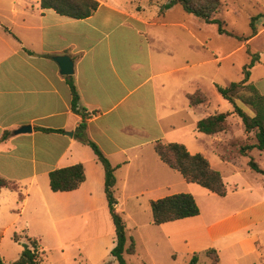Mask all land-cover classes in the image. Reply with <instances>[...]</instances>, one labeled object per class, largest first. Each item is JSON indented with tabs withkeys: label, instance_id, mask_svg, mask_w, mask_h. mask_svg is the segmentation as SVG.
I'll return each mask as SVG.
<instances>
[{
	"label": "crops",
	"instance_id": "1",
	"mask_svg": "<svg viewBox=\"0 0 264 264\" xmlns=\"http://www.w3.org/2000/svg\"><path fill=\"white\" fill-rule=\"evenodd\" d=\"M97 1L100 6L91 17L73 20L42 10L40 0H0V177L17 187L0 191L1 260L4 264L19 260L28 237L44 253L42 264H118L110 254L116 236L104 192V169L92 149L76 137L81 117L71 110V77L79 106L89 115L86 138L116 168V211L126 223V246L133 241L136 248L134 255L124 254L125 261L136 258V263L127 264H147L144 256L148 264H158L161 250L170 260L181 253L190 261L192 255L203 254L209 264V250L217 252L218 264H241L242 250L244 256L255 254L253 264H264L259 237L251 233L255 208L261 204H253L256 189L244 177L257 174L248 166L251 159L264 171V152L252 149L240 154V144L252 145L256 140L235 114L228 118L225 132L208 136L196 129L197 122L221 114V109L233 113L216 88L233 82L222 85L207 77L209 63L219 67L225 57L211 52L214 58L208 61L195 52L198 60L182 63L171 51V21L165 8L161 15L143 16L115 0ZM261 36L264 24L244 48ZM205 43L198 41L197 48L203 49ZM191 49L183 45L185 54H192ZM263 54L257 53L259 61L249 82L264 97ZM62 55L73 62L72 76L61 75L54 61ZM197 91L208 101L191 107L187 97ZM236 104L254 116L249 108ZM181 108L192 116L189 127L196 132L183 143L190 154L201 153L208 145L214 152L230 145V159L217 153L211 161L201 154L216 171L219 166L230 169L233 193L242 197L226 201L230 193L224 176L227 195L223 198L184 179L183 190L171 192L172 170L159 160L154 145L171 143V135L185 128L186 121H172ZM24 126L31 132L16 135ZM203 136L210 137L208 145ZM77 164L85 174L80 188L52 192L49 174ZM182 193L194 197L200 214L155 226L150 203ZM200 202L211 213H205ZM142 205L148 208L149 218L138 222L133 218L140 215ZM13 235L20 243L12 240Z\"/></svg>",
	"mask_w": 264,
	"mask_h": 264
},
{
	"label": "trees",
	"instance_id": "2",
	"mask_svg": "<svg viewBox=\"0 0 264 264\" xmlns=\"http://www.w3.org/2000/svg\"><path fill=\"white\" fill-rule=\"evenodd\" d=\"M179 5L182 10L190 15H193L206 24L218 26L220 35L233 36L231 33L224 30V22L216 15L220 13V0H171L164 8L168 6ZM100 3L97 0H40L42 10H52L62 17L73 20H85L91 17L99 8ZM256 29L248 36L245 41L256 36ZM250 56V61L243 67V79L239 82H233L226 87L217 86L218 94L233 107V113H221L209 116L200 120L196 124V129L199 133L211 136L225 132L229 129L228 118L235 114L242 122L246 133H254L256 143L246 145L240 149V154L245 155L246 151L257 149L264 152V97L258 89L249 82L251 69L259 61L258 55L251 54L246 49ZM68 84L71 89L72 101L71 110L76 115L81 117V123L77 128V138L81 143L89 146L95 154L97 160L104 169V192L107 199L108 210L111 216L115 229V246L111 250V256L118 264H127L124 259V254L134 255L136 248L133 241L127 247V228L122 214L116 211L118 200L115 194L116 168L113 167L109 160L102 154L96 144L86 138L85 130L87 127V119L89 115L85 109L79 106V95L71 77L68 78ZM200 91L192 95H188L189 105L196 107L207 102L205 95ZM239 100L244 106L249 107L254 113L253 117L246 114L237 104ZM42 131L51 133L55 132L48 129ZM6 135L3 136L5 138ZM154 151L159 160L169 167L172 171L178 173L185 182L195 184L208 190L210 193L225 197L227 188L223 181L220 172L213 169L208 160L201 154H190L187 148L182 144L164 143L157 141L154 145ZM223 158V157H222ZM248 166L252 172L264 175V171L251 159ZM85 181L84 168L81 164L57 169L49 174V186L54 193L73 192L80 188ZM4 188L16 190L17 187L0 177V191ZM152 223L155 226H160L175 221L194 218L200 214V209L190 194H176L150 203ZM12 240L20 243V238L13 235ZM25 243L22 244L23 251L19 260L11 264H42L44 253H39L37 250V241L25 237ZM206 255L211 259V264H218L219 258L215 250H209ZM198 257L193 255L189 264H197ZM0 264H4L0 258ZM110 264V263H107Z\"/></svg>",
	"mask_w": 264,
	"mask_h": 264
},
{
	"label": "rangeland",
	"instance_id": "3",
	"mask_svg": "<svg viewBox=\"0 0 264 264\" xmlns=\"http://www.w3.org/2000/svg\"><path fill=\"white\" fill-rule=\"evenodd\" d=\"M115 1H117V3H120L127 9L134 11V13L138 12L143 16H151L154 14L161 15L167 10V20L171 21V51L173 55L177 57V59L182 63L190 60L191 62L198 60L195 52H201L202 56H205L206 60L208 61L214 58L211 56V52H214L216 57H225L219 67L216 64L209 63V67L207 69V77H214L222 85H226L230 82L237 83L243 78L242 66L244 64H248L249 61L248 56L245 52L246 49H249L250 53L251 51L253 53V51L255 52V50H257L256 55L259 52H262V54L264 53V36H261L259 39L253 41V43L250 44V46H247L246 49L243 46L245 44V39L252 34L253 29H256V32L262 30V26L264 24V0H220V13L216 15V18H219L224 22V30L231 33L233 36L220 35L218 33V26L213 24H206L203 20L185 13L179 5H171L167 7L168 9L164 10V7L168 5L171 0ZM183 28H185V30ZM198 41H203L204 43L206 42V47H204L203 49H198ZM186 43L192 46V54L190 55H187L183 52V45ZM239 47H241L242 49ZM206 48L208 49L207 51ZM205 73L206 71L203 74L205 75ZM185 74L186 71L181 73V75ZM203 95L201 96L203 97ZM206 100L208 101L207 98ZM236 102L241 103L239 100H236ZM225 105L227 108H229V110L232 108V106L227 102H225ZM221 110L222 111L220 112L222 113L227 112L225 111V109ZM191 120L192 116H189L184 111V109L181 108L177 111V114L172 119V121H186V125L185 128L180 132H176L171 135V143L183 145L184 142H188L189 140L193 139L194 133L196 132L193 131L192 126L189 127V124H191ZM237 120L240 119L237 117ZM202 139H204V143L208 145L210 137L203 136ZM243 145H248V142H246V144H240V149L244 147ZM207 147H202L201 153L205 154V156L211 161L213 159H216V155H218L217 153H219V155L223 157V159L231 158L232 150L230 148V145L229 147H217V152H214L209 149V147ZM218 168L219 169L217 170L221 173L222 176H224L226 180L227 188L230 193L226 201H232L238 196L237 194L233 193L234 190L232 189V187L234 182L232 173L230 169H225V167L219 166ZM244 177L246 180L250 181L252 185L255 186L256 194L253 198V204H261L260 207L255 208L256 213L254 218L256 219V225L251 228V233L254 232L259 237L263 253V257L261 260L264 263V175L246 173ZM181 183H183V185H186L183 181V178L178 173L171 171V192H181V190H183V187L180 186ZM242 196L243 195H239L238 197ZM215 199L220 200V198L217 197H215ZM200 203L204 208L205 213H211L212 209L207 208V204H205L204 202ZM139 211L140 215L134 216L133 219L140 222L145 221L149 218V210L144 205H142ZM238 236L239 235L234 238L236 239ZM181 250H186V248L182 247ZM157 257L156 261L158 262V264H189L190 262V257H187L183 253L178 254L175 258L171 257L170 260L168 255H165L164 250H161ZM197 257L198 264L210 263L206 256H204L203 254L199 255L197 253ZM239 258L241 260V264H253L256 256L254 253L248 256H244L242 250H240ZM144 259L148 264L149 259L146 256H144ZM126 261L128 263H136V258L135 260H130L128 259V257H126Z\"/></svg>",
	"mask_w": 264,
	"mask_h": 264
},
{
	"label": "water",
	"instance_id": "4",
	"mask_svg": "<svg viewBox=\"0 0 264 264\" xmlns=\"http://www.w3.org/2000/svg\"><path fill=\"white\" fill-rule=\"evenodd\" d=\"M54 61L58 64L60 68V73L63 76H72L74 69H73V62L72 60L66 56H57L54 58ZM31 132V127L29 126H24L21 127L19 130L15 131V134H26ZM69 136H72L73 133H67Z\"/></svg>",
	"mask_w": 264,
	"mask_h": 264
}]
</instances>
